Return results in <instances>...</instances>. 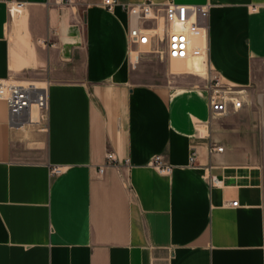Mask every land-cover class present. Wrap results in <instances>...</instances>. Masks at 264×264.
Instances as JSON below:
<instances>
[{"label":"crops","instance_id":"1","mask_svg":"<svg viewBox=\"0 0 264 264\" xmlns=\"http://www.w3.org/2000/svg\"><path fill=\"white\" fill-rule=\"evenodd\" d=\"M18 1L0 0V80L47 82L49 119L12 127L0 98V264H264V0H174L210 6L207 63L181 71L130 44L122 5ZM212 70L247 87L240 109L212 115Z\"/></svg>","mask_w":264,"mask_h":264},{"label":"built area","instance_id":"2","mask_svg":"<svg viewBox=\"0 0 264 264\" xmlns=\"http://www.w3.org/2000/svg\"><path fill=\"white\" fill-rule=\"evenodd\" d=\"M10 11L15 14L24 9L25 3L18 0H5ZM71 2V0H66ZM108 10L116 5H122L129 18V42L133 47H145L140 53L155 54L160 58L185 59L188 57L204 56L207 63L208 44L196 45L195 38L206 36L209 26L210 6L195 3H179L170 0L164 5H158L152 0L140 3L120 2L119 0H103ZM15 10V12H14ZM210 91V107L212 115H223L230 107L240 109L245 103L244 86L226 83L220 73L212 70L209 82L205 86ZM0 98L7 102L9 110V124L12 127L26 128L36 126L40 130H47L49 119V85L28 80L9 78L0 80ZM37 117L32 116L33 111ZM211 153L221 152L223 146L211 143ZM198 153L196 147L191 148L189 161L194 164ZM113 151L106 153L107 164L120 163ZM129 163V159L123 161ZM152 166L160 173L171 174L174 166L163 154H156L151 161ZM104 166L100 172H104ZM62 172V167L52 168L53 174ZM212 184L217 183L212 177ZM238 205V201L231 203Z\"/></svg>","mask_w":264,"mask_h":264},{"label":"rangeland","instance_id":"3","mask_svg":"<svg viewBox=\"0 0 264 264\" xmlns=\"http://www.w3.org/2000/svg\"><path fill=\"white\" fill-rule=\"evenodd\" d=\"M145 47H140V50H143ZM179 61H176V63H181V64H183L184 65V60L185 59H178ZM187 60V59H186ZM167 62H170V60H166L165 61V63H167ZM182 66V65H181ZM181 68H183V67H181ZM178 71V70H177ZM153 72V71H152ZM151 71H149V72H143V73H141V74H139V76H140V80L142 81V82H164L165 81V79H163L162 77H160L158 74H154V73H152ZM207 73V66H206V70L203 72V73H179L180 75L181 74H185V75H190L191 77H193V79H195V80H197V78H199V77H203V75H205ZM176 74H178V73H176ZM29 81V80H28ZM245 89H246V92H245V96H246V94H247V87H245Z\"/></svg>","mask_w":264,"mask_h":264},{"label":"bare ground","instance_id":"4","mask_svg":"<svg viewBox=\"0 0 264 264\" xmlns=\"http://www.w3.org/2000/svg\"><path fill=\"white\" fill-rule=\"evenodd\" d=\"M205 41H206V36L205 35L204 36H201V37H197L194 40V42L196 43V45H203ZM131 55H132L133 64H135L138 61L137 60L138 59V52L136 50H133L132 53H131ZM195 58H203V60H204V57L203 56H200V57H188V58H185L184 65L181 64V63H176L175 64V68L177 70H180L181 71V70H183L184 67H187V66L192 65V63H196V62L193 61V60H195ZM173 59H175V58H173ZM173 59H170V60H173ZM188 59H189V61H190V59H192V60L189 62ZM181 67H183V68H181ZM195 67L196 68H199L198 64H195ZM32 116L34 118L37 117V112L35 110L32 112Z\"/></svg>","mask_w":264,"mask_h":264}]
</instances>
